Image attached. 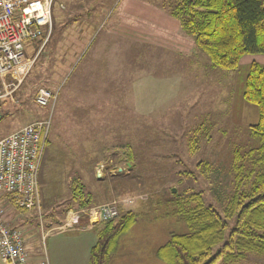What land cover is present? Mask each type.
<instances>
[{
	"label": "rangeland",
	"instance_id": "obj_1",
	"mask_svg": "<svg viewBox=\"0 0 264 264\" xmlns=\"http://www.w3.org/2000/svg\"><path fill=\"white\" fill-rule=\"evenodd\" d=\"M143 1L164 10L168 0ZM122 5L57 0L47 41L24 43L30 72L12 97L0 101V138L49 122L39 173L41 210H24L31 244L46 263L50 242L43 235L49 224L63 225L74 179L91 194V207L116 201L120 210L128 207L123 213L136 203L137 223L119 239L116 263L150 255L172 234L189 232L179 208L192 194L202 193L223 213L233 191V154L259 146L250 130L258 107L243 97L249 65L227 72L199 50L177 61L155 46L130 42L114 33ZM143 24L131 23L150 30ZM43 88L56 94L48 106L35 102ZM102 224L88 230L97 235ZM263 260L253 255L237 264Z\"/></svg>",
	"mask_w": 264,
	"mask_h": 264
},
{
	"label": "trees",
	"instance_id": "obj_2",
	"mask_svg": "<svg viewBox=\"0 0 264 264\" xmlns=\"http://www.w3.org/2000/svg\"><path fill=\"white\" fill-rule=\"evenodd\" d=\"M163 8L214 68L233 72L244 57L264 56V0H168ZM248 67L243 97L258 107V122L250 130L259 146L233 154V191L223 213L207 205L202 193L190 195L179 208L189 232L172 234L158 249V257L166 264H237L253 255L264 259V65L253 61ZM198 132L190 141L193 153ZM8 197L15 205L13 197ZM70 201L76 206L67 212L91 207L92 196L78 179L73 180ZM137 218L135 211L127 210L103 223L90 251V264H109L119 239Z\"/></svg>",
	"mask_w": 264,
	"mask_h": 264
},
{
	"label": "built area",
	"instance_id": "obj_3",
	"mask_svg": "<svg viewBox=\"0 0 264 264\" xmlns=\"http://www.w3.org/2000/svg\"><path fill=\"white\" fill-rule=\"evenodd\" d=\"M57 0H0V101H6L20 88L30 72L24 43L27 40L47 41ZM56 94L40 89L36 103L48 106ZM49 122H34L9 136L0 138V195H11L19 209L39 213V173L45 154ZM120 203L111 202L84 209H71L59 229H86L116 219ZM0 206V257L4 264H30L25 235L6 219ZM86 217V219H82Z\"/></svg>",
	"mask_w": 264,
	"mask_h": 264
},
{
	"label": "crops",
	"instance_id": "obj_4",
	"mask_svg": "<svg viewBox=\"0 0 264 264\" xmlns=\"http://www.w3.org/2000/svg\"><path fill=\"white\" fill-rule=\"evenodd\" d=\"M122 3L118 16L121 23L114 29L116 35L142 46H155L163 54L172 56L177 61L188 59L198 50L193 39L184 33L180 23L165 10L143 0H122ZM137 21L143 22V26L150 30L131 25L132 22L136 23ZM172 35L177 37L176 40H172ZM253 61L264 65V56H246L242 59L241 64L250 65ZM99 174L100 172L97 175L99 176ZM0 206L6 209L7 221L13 227L23 231L30 252V264H90V251L97 241V235H95L96 230H88L82 226L84 221L81 222L79 229L60 232H51L56 229L53 227L60 225L59 222L49 224L50 230L43 235V238L48 237L50 242L48 262L46 263L41 251L31 244L33 238H31V231L28 228L29 220L24 216L26 211L17 208L8 195H0ZM135 206L136 203L131 207V210L134 211L133 207ZM127 208L123 206L121 210ZM159 248H156V252L150 255L142 254L136 259H121L116 263L114 261L111 263V259L109 264H166L157 255ZM0 264H4L1 257ZM258 264H264V260Z\"/></svg>",
	"mask_w": 264,
	"mask_h": 264
},
{
	"label": "water",
	"instance_id": "obj_5",
	"mask_svg": "<svg viewBox=\"0 0 264 264\" xmlns=\"http://www.w3.org/2000/svg\"><path fill=\"white\" fill-rule=\"evenodd\" d=\"M174 192H175V190H174Z\"/></svg>",
	"mask_w": 264,
	"mask_h": 264
}]
</instances>
